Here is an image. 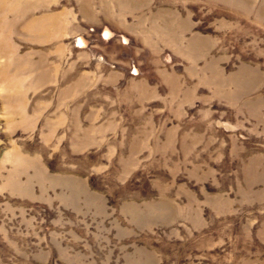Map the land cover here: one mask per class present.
Wrapping results in <instances>:
<instances>
[{
    "label": "rangeland",
    "instance_id": "1",
    "mask_svg": "<svg viewBox=\"0 0 264 264\" xmlns=\"http://www.w3.org/2000/svg\"><path fill=\"white\" fill-rule=\"evenodd\" d=\"M0 264H264V0H0Z\"/></svg>",
    "mask_w": 264,
    "mask_h": 264
}]
</instances>
